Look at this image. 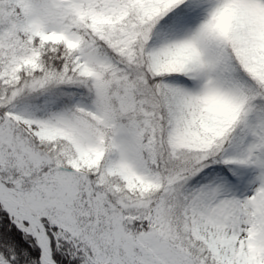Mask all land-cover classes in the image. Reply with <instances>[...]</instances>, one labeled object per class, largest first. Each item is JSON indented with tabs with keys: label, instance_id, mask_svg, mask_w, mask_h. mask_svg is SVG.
<instances>
[{
	"label": "snow or ice",
	"instance_id": "6c2138e0",
	"mask_svg": "<svg viewBox=\"0 0 264 264\" xmlns=\"http://www.w3.org/2000/svg\"><path fill=\"white\" fill-rule=\"evenodd\" d=\"M0 264H264V0H0Z\"/></svg>",
	"mask_w": 264,
	"mask_h": 264
}]
</instances>
